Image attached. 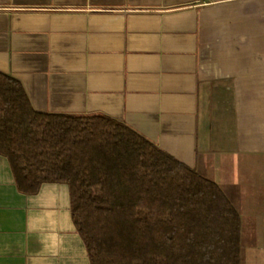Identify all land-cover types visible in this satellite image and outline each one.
<instances>
[{"label": "crops", "instance_id": "crops-1", "mask_svg": "<svg viewBox=\"0 0 264 264\" xmlns=\"http://www.w3.org/2000/svg\"><path fill=\"white\" fill-rule=\"evenodd\" d=\"M0 72L37 111L113 117L233 192L264 264V0H0ZM211 84H229L224 146L200 138ZM0 264H91L69 187L23 193L3 155Z\"/></svg>", "mask_w": 264, "mask_h": 264}, {"label": "trees", "instance_id": "trees-1", "mask_svg": "<svg viewBox=\"0 0 264 264\" xmlns=\"http://www.w3.org/2000/svg\"><path fill=\"white\" fill-rule=\"evenodd\" d=\"M0 155L16 185L69 187L91 264H242V218L214 180L102 113H43L0 72Z\"/></svg>", "mask_w": 264, "mask_h": 264}, {"label": "rangeland", "instance_id": "rangeland-1", "mask_svg": "<svg viewBox=\"0 0 264 264\" xmlns=\"http://www.w3.org/2000/svg\"><path fill=\"white\" fill-rule=\"evenodd\" d=\"M225 87L226 89H223L224 91L221 90L218 92L219 89L217 90L216 88H214L213 84H211L202 87L201 90L200 111H201V117L204 120V124L201 129L200 138L202 140H205V143H207V145L209 146L217 145V143H220L221 146L225 145L224 140L221 139L223 133H221L222 128L220 125V120H222L224 116H227V118H229L232 115L231 99L228 90L229 84H226ZM227 118H225V120ZM222 124L224 125V123ZM229 126L230 125L227 126L228 129ZM228 141H227V146H228ZM253 173L256 177L259 178L263 177V180H261V182L264 183V163H255ZM258 192H260L261 195H256V198L261 200V198H264V189H261ZM227 194L231 199V201L233 202V204L236 207H238L235 201V196H233L234 193L231 191H227ZM248 224L249 223L245 218L244 223H242V235H243L242 264H249L248 255L249 252L253 250L252 246L255 240L254 237L247 234L249 232ZM254 249L258 250L257 246Z\"/></svg>", "mask_w": 264, "mask_h": 264}]
</instances>
